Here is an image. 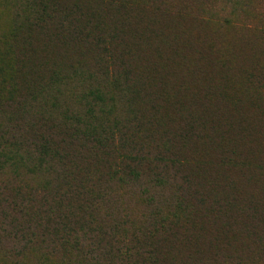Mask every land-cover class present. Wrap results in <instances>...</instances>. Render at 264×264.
I'll use <instances>...</instances> for the list:
<instances>
[{
	"label": "rangeland",
	"instance_id": "obj_1",
	"mask_svg": "<svg viewBox=\"0 0 264 264\" xmlns=\"http://www.w3.org/2000/svg\"><path fill=\"white\" fill-rule=\"evenodd\" d=\"M73 4L57 19L75 34L69 51L34 58L55 66L39 72L47 98L38 102L41 118L27 117L40 121L49 149L25 151L48 152L57 173L0 177V246L26 248L7 264H35L44 253L41 244L12 240L21 234L95 227L93 220L106 230L109 219L151 216L264 221V0H72L66 7ZM25 7L0 0V69L5 61L12 67L0 72V87L35 77L30 65L17 69L12 53L13 40L19 51L29 39L14 27ZM42 39L30 41L39 48ZM94 105L104 113L92 120ZM251 222L171 232L200 242L229 235L234 249H262L264 241H247L264 233Z\"/></svg>",
	"mask_w": 264,
	"mask_h": 264
},
{
	"label": "trees",
	"instance_id": "obj_2",
	"mask_svg": "<svg viewBox=\"0 0 264 264\" xmlns=\"http://www.w3.org/2000/svg\"><path fill=\"white\" fill-rule=\"evenodd\" d=\"M71 2L72 0H25V11L16 17L15 30H23L22 40L29 37L27 41L21 43L19 51V43L13 40L12 53L17 54V69H24L30 65L35 77L25 78V81L20 79L13 80L12 83L5 82L6 86L0 87V177L7 172L19 174L24 170L36 176L57 173L53 167L55 158L48 152L32 154L28 150L25 151V148L31 147L36 151L49 149L42 146L44 141H46L44 144H48L49 138L44 140V135L38 133L40 121L27 120V117L41 118L38 113V102L47 98L41 90L44 81L38 77L39 72L43 68L55 66L51 60L44 64L40 60L35 64L34 58L41 54L51 55L53 58L60 57L70 49H64L70 42L66 40L73 38L75 34H71L72 30L57 19L75 8L74 4L71 8L66 7ZM68 26L72 27V22H69ZM34 34L43 38L39 48L35 47L34 40L33 43L30 41ZM188 36L189 40L195 42L194 48L200 49L198 43L200 34L193 32ZM261 36L264 38V29ZM238 56L241 55H235L236 58ZM204 61L206 62V58ZM217 66L221 67L219 64ZM2 70L11 72L12 67L6 65L5 61V65L1 64L0 72ZM54 74L55 72L52 73ZM101 107L92 106V120L97 119L100 112L104 113ZM89 137L95 139L96 136ZM246 219L233 217L229 222H224L214 217L195 219L176 215L151 216L139 220L109 219L105 222L107 230L99 228L98 221L93 220L91 226L95 223V227L85 223L79 224L77 228L70 227L41 234H21V239H12L6 232L1 237H5V240H23L27 244L35 242L45 246L44 253L36 256L38 261L35 264H264L261 262L264 247L261 249L245 246L234 249L233 246L238 242L229 235H209L200 242L197 238L175 235L176 233L173 235L171 232L177 226L199 225L202 228L204 226L215 228L242 224L245 228L251 226L248 225L250 221L253 225L264 226L262 220ZM128 225L139 226V229L134 233L126 232L124 228ZM18 236L15 235L13 238ZM247 241H264V233L256 232L251 237L248 235ZM24 249L11 250L0 246V264H7L8 259L18 260L25 257ZM75 255L81 258L73 260L76 258Z\"/></svg>",
	"mask_w": 264,
	"mask_h": 264
}]
</instances>
